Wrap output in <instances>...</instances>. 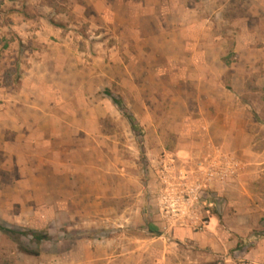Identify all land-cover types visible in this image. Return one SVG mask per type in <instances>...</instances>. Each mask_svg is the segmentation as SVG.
I'll return each instance as SVG.
<instances>
[{"label": "rangeland", "instance_id": "obj_1", "mask_svg": "<svg viewBox=\"0 0 264 264\" xmlns=\"http://www.w3.org/2000/svg\"><path fill=\"white\" fill-rule=\"evenodd\" d=\"M142 5L143 19L122 11L144 26L128 39L94 3L0 0V221L51 234L41 247L25 238L35 256L0 231V264H236L243 255L201 240L223 202L216 186L244 170L225 130L233 147L264 152V0ZM31 122L35 145H23L8 124ZM220 156L238 161L237 173L209 181L200 167ZM261 170L251 188L264 197ZM260 222L248 250L264 239ZM249 262L264 264V241Z\"/></svg>", "mask_w": 264, "mask_h": 264}, {"label": "crops", "instance_id": "obj_2", "mask_svg": "<svg viewBox=\"0 0 264 264\" xmlns=\"http://www.w3.org/2000/svg\"><path fill=\"white\" fill-rule=\"evenodd\" d=\"M88 4L94 3L98 6L99 11H102V15L106 18L107 21H110L118 30L122 29V33H124V37L128 36V39L133 35H141L139 32L143 31L144 26H142V22L140 24L136 23L137 20L133 23L132 17H124L122 18V11L125 9L140 11L139 17L143 19L141 13H144L141 7L142 4H145V0L139 3L138 1L133 0H123L122 1H109L112 6H109L108 3L106 7H103L100 10V6L102 1L105 4L106 0H84ZM122 2V3H121ZM135 2V3H134ZM134 3V4H132ZM127 6L134 7L128 8ZM138 7H140L138 9ZM143 8V7H142ZM153 13V12H152ZM151 12H148V17H151L150 21H155L154 16ZM155 13V12H154ZM158 17V15H156ZM159 18V17H158ZM159 29L160 25H156ZM44 36V35H43ZM167 41V45L172 43L173 37L168 39L165 32L160 33L158 37H164ZM69 37V35H68ZM157 37V36H156ZM187 43V40H186ZM188 45V44H187ZM184 49V48H183ZM68 52H72V48L68 46ZM27 112H24L26 115ZM2 119V118H1ZM32 123V122H31ZM33 122L30 126L26 125H17V124H8L10 127L8 129H12L11 131L17 132V140L23 142V145H35L32 141L27 140L32 139V135L36 133L37 130H34ZM37 123V122H36ZM2 120L0 121V131H4V125L2 126ZM32 128L34 131H32ZM7 130V129H6ZM28 132V133H26ZM32 135H29L31 134ZM225 134H229V136L224 135L229 138L228 141H225L224 147L228 150H232L238 156H240L241 164L244 170L239 174L240 176L236 179L231 180L229 183H225L224 185L218 184L215 191H220V195L222 196L221 203L216 204V209L214 213H212L210 219L209 231L207 232L208 236H205L201 241L205 243V245H209L211 247H221L222 245H227V247H238V251L242 252L240 260L236 262V264H250L248 260L252 258V256L256 255L259 251V247L264 239L255 240L254 244L248 250L246 248L247 241H253V238L256 236L251 235V238L248 236L255 230L262 227L261 220L264 219V197L262 193L260 194L258 191H254L251 188V185L258 181V179L262 176V170L264 169V158H262L264 152L262 154L257 153L256 156H253V151L247 152L243 145V141L233 147L231 140H233V132L231 128L225 130ZM247 133V132H246ZM232 134V135H230ZM227 140V139H226ZM230 142V143H229ZM230 144V146H229ZM255 158V161L252 159ZM256 163L257 166H254ZM262 166V167H261ZM256 170V172L254 171ZM26 173V172H25ZM25 177L35 178L36 175H39L34 172H29L25 174ZM215 193V192H214ZM224 234V239L220 238V235ZM222 237V236H221ZM248 237V238H247ZM253 237V238H252ZM247 238V239H246ZM201 242V243H202ZM202 243V244H203ZM94 259V258H93ZM238 259V258H237ZM97 262V260H95ZM255 262V261H254ZM98 263V262H97ZM96 263V264H97ZM68 264V263H64Z\"/></svg>", "mask_w": 264, "mask_h": 264}, {"label": "trees", "instance_id": "obj_3", "mask_svg": "<svg viewBox=\"0 0 264 264\" xmlns=\"http://www.w3.org/2000/svg\"><path fill=\"white\" fill-rule=\"evenodd\" d=\"M113 101L118 105L120 111L127 118L132 130L138 136H143L145 133L144 128H140L139 121L135 118V116L130 113L125 104L123 103V99L118 96H112ZM139 146L142 150H144V141L143 138L138 139ZM150 231L157 232V228L153 225L149 226ZM0 231L6 235H8L11 239H13L17 245L19 251L29 254V255H39L40 249L32 248L26 241V237H30L31 241L36 243L37 246L41 247L42 244L51 239V234L49 231H40L35 229H26V228H15L7 225L6 223L0 221Z\"/></svg>", "mask_w": 264, "mask_h": 264}, {"label": "built area", "instance_id": "obj_4", "mask_svg": "<svg viewBox=\"0 0 264 264\" xmlns=\"http://www.w3.org/2000/svg\"><path fill=\"white\" fill-rule=\"evenodd\" d=\"M237 169L238 161H234L229 156H220L219 158H214L206 164H202L200 167V171L207 177V180L209 181L226 180L237 173Z\"/></svg>", "mask_w": 264, "mask_h": 264}]
</instances>
